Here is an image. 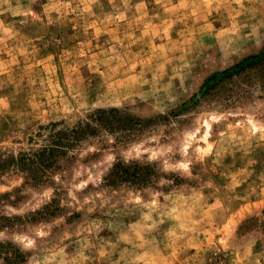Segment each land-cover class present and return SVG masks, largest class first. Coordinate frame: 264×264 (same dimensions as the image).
<instances>
[{"label": "rangeland", "instance_id": "1", "mask_svg": "<svg viewBox=\"0 0 264 264\" xmlns=\"http://www.w3.org/2000/svg\"><path fill=\"white\" fill-rule=\"evenodd\" d=\"M263 49L264 0H0V154L118 111L0 172V264H264V61L204 88Z\"/></svg>", "mask_w": 264, "mask_h": 264}, {"label": "trees", "instance_id": "2", "mask_svg": "<svg viewBox=\"0 0 264 264\" xmlns=\"http://www.w3.org/2000/svg\"><path fill=\"white\" fill-rule=\"evenodd\" d=\"M263 61L264 49L259 55L245 58L232 69L224 70L207 78L204 84L205 91L214 88L223 78L231 77L233 74ZM116 114H118V111L115 109L97 110L90 115L89 119L91 122H87L83 126L78 125L72 130L53 129L47 135L44 144L37 149L10 156L0 154V172L16 168L20 171L28 172L32 180L42 182L45 174L56 166L58 159L62 155L64 156L71 146L75 145L85 135L93 133L94 126L92 124L94 122L107 128H112L113 120H109L106 116H114ZM155 173V166L152 164L118 161L113 164L103 181L107 187H114L120 184L143 186L150 182Z\"/></svg>", "mask_w": 264, "mask_h": 264}]
</instances>
